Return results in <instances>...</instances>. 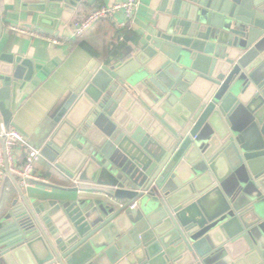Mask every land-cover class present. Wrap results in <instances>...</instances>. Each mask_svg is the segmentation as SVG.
<instances>
[{
	"label": "water",
	"instance_id": "obj_1",
	"mask_svg": "<svg viewBox=\"0 0 264 264\" xmlns=\"http://www.w3.org/2000/svg\"><path fill=\"white\" fill-rule=\"evenodd\" d=\"M25 1L64 23L82 2ZM4 59L0 132L32 72ZM50 118L42 157L93 197H29L6 165L0 264H264V0H164L134 59L84 71Z\"/></svg>",
	"mask_w": 264,
	"mask_h": 264
},
{
	"label": "crops",
	"instance_id": "obj_2",
	"mask_svg": "<svg viewBox=\"0 0 264 264\" xmlns=\"http://www.w3.org/2000/svg\"><path fill=\"white\" fill-rule=\"evenodd\" d=\"M125 1L82 0L75 13L69 16V22L64 23L62 16L40 15L32 11L30 3L25 0H0V69L6 64L5 57L18 58L32 66L31 80L10 122V126L25 137L29 149L40 150L45 144L48 128L53 122L50 115L68 97L84 71L97 65L110 69L134 59L142 37L151 29L164 0H141L140 9L130 23L119 12L114 20L99 22L80 37H71L69 31L71 21L81 18L88 11ZM39 15L45 17L42 25L38 22ZM53 20L57 21L54 30L50 29ZM10 25L56 37L61 43L55 45L41 38L15 34L9 29ZM23 74H29V69L24 68ZM35 172L46 183L67 190L33 185L22 189L29 197L42 196L47 201L56 202L93 197L70 192L69 189L74 187L82 189L91 186L71 182L57 174L54 164L44 157L35 164ZM16 197V185L7 177L3 210Z\"/></svg>",
	"mask_w": 264,
	"mask_h": 264
},
{
	"label": "built area",
	"instance_id": "obj_3",
	"mask_svg": "<svg viewBox=\"0 0 264 264\" xmlns=\"http://www.w3.org/2000/svg\"><path fill=\"white\" fill-rule=\"evenodd\" d=\"M141 5V0H127L110 7H101L85 13L81 18L74 19L69 25L71 37H80L94 25L106 20H114L117 13H122L129 23L137 15ZM9 29L15 34L24 35L30 38H41L52 44L61 43L56 37L29 31L20 26L10 25ZM4 141V142H3ZM42 158L40 150L28 148L25 137L13 126H4L0 132V193L3 181L6 176V165L13 174L22 189L29 188L34 182H45V180L35 172V164ZM136 204L130 206L133 210Z\"/></svg>",
	"mask_w": 264,
	"mask_h": 264
}]
</instances>
